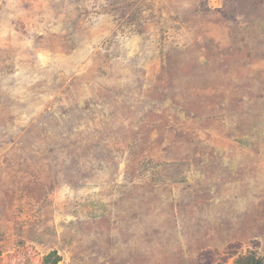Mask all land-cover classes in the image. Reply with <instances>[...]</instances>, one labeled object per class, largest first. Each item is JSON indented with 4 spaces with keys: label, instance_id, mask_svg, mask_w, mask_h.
<instances>
[{
    "label": "rangeland",
    "instance_id": "374dc122",
    "mask_svg": "<svg viewBox=\"0 0 264 264\" xmlns=\"http://www.w3.org/2000/svg\"><path fill=\"white\" fill-rule=\"evenodd\" d=\"M264 262V0H0V264Z\"/></svg>",
    "mask_w": 264,
    "mask_h": 264
},
{
    "label": "trees",
    "instance_id": "16d2710c",
    "mask_svg": "<svg viewBox=\"0 0 264 264\" xmlns=\"http://www.w3.org/2000/svg\"><path fill=\"white\" fill-rule=\"evenodd\" d=\"M59 261V258H55L52 261V264H57ZM236 264H264V262L260 259H258L254 254H249L245 257H242L240 259H237Z\"/></svg>",
    "mask_w": 264,
    "mask_h": 264
}]
</instances>
